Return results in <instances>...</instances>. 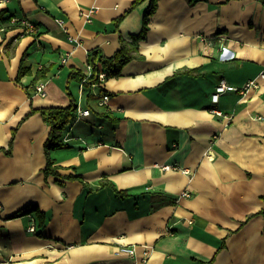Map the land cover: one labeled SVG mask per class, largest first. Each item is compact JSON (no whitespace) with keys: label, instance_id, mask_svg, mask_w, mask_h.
<instances>
[{"label":"crops","instance_id":"crops-1","mask_svg":"<svg viewBox=\"0 0 264 264\" xmlns=\"http://www.w3.org/2000/svg\"><path fill=\"white\" fill-rule=\"evenodd\" d=\"M134 1L0 3L5 17L33 22L41 44L16 39L20 27L0 32V264H264V2L158 0L141 57L81 93L69 76H90L88 53L111 57L120 37L142 31L150 1L127 13ZM94 6L87 23L82 11ZM24 55L30 73L17 82ZM40 80L45 98L33 92ZM223 80L257 85L215 104ZM79 100L90 114L74 123L76 111L71 140L51 158L88 191L45 176L50 127L31 114ZM27 206L46 215L36 233L27 231L36 213L13 218Z\"/></svg>","mask_w":264,"mask_h":264},{"label":"trees","instance_id":"trees-1","mask_svg":"<svg viewBox=\"0 0 264 264\" xmlns=\"http://www.w3.org/2000/svg\"><path fill=\"white\" fill-rule=\"evenodd\" d=\"M147 0H135L132 4L131 8L127 11H132L135 7H137L139 4L145 2ZM150 4L148 9L146 10L144 14L143 19V28L142 31L138 35L132 36V42H127L123 37H120V49L111 57H107L103 54V52L100 49H94L88 53L87 57V64L91 67V74L90 76L87 75L82 70H72L69 80H76L77 82H81L82 80L86 79L87 84L86 87L89 85L97 84L100 82V74H105V79L110 77H118L121 75L123 68L132 60L138 59L141 56L139 55V43L141 41L146 40L147 33L149 31V25L151 17L156 13L158 8V0H149ZM264 2V0H261ZM6 12L3 10L0 12V28L4 27L5 30L7 28H15V27H21L20 21L25 18H17L15 16L5 17ZM13 18H17L18 21L16 23H12ZM123 17L118 18L115 21L116 27H118V24L122 20ZM6 32V31H5ZM24 36L21 32L19 35H17L16 39ZM36 36L39 37L38 32L36 33ZM30 73V68L28 66L26 56L24 55L20 68L19 73L16 78V81L19 82L21 78L27 74ZM44 72L41 71L39 73V78L43 77ZM34 92V91H33ZM32 96L31 94H29ZM77 111V104L76 102H72L70 105L66 107H45V108H32V113H39L47 122V124L50 127V133L47 141L45 142V154L47 157V164L44 169V174L46 177L49 176H57L62 177L59 174L58 167L55 166V161L51 158V152L53 150L64 148L66 145L63 143V134L72 122V119ZM115 120V119H113ZM15 132L13 133V137L10 142V149L12 148L13 142H14V136ZM7 154H10V151L7 152ZM66 180H81L85 186V190H90L89 184L85 183L81 176H73L68 175L62 177ZM101 187H110L112 190L120 197V198H126L128 194L125 191L119 190L116 188L115 185L112 183L102 180L100 181ZM264 213V209L262 211ZM31 213H36L37 217L39 219L38 230L42 228L46 223V215L42 213L37 206H27L23 210H21L17 215H14V217H18L20 215H29ZM208 264H214V261H208Z\"/></svg>","mask_w":264,"mask_h":264},{"label":"built area","instance_id":"built-area-1","mask_svg":"<svg viewBox=\"0 0 264 264\" xmlns=\"http://www.w3.org/2000/svg\"><path fill=\"white\" fill-rule=\"evenodd\" d=\"M4 0H0V3H3ZM99 11V7L94 6V7H90L88 9H85L82 11V15L85 19V21L87 23H91L95 14H97V12ZM18 21L17 18H13L12 23H16ZM61 26H64L65 22L62 19H57L56 20ZM21 24V29H22V33L24 36L26 35H30L34 37V40L37 44L38 47H41V44L39 42V37L36 36L37 33V29L36 26L33 22H30L27 19H23L20 21ZM5 28L1 27L0 28V32H5ZM264 46V43H263ZM67 62V58H63V63ZM89 69L91 70V67L89 66ZM260 77H264V67L263 70L260 73ZM100 82L97 84H93L91 85L92 87H98L99 85H101L103 83V81H105V74L101 73L100 76ZM81 86H80V91L81 93L84 90V87L87 84V80L84 79L81 81ZM257 85V81L256 80H251L248 83H246L243 87L241 88H237L235 86L229 85L225 80L221 81L220 84L216 87V90L214 92V94L212 95V102L217 104L219 102V98L221 97V95L226 94L228 92H240L241 94H245L247 93L251 88L255 87ZM46 86H47V81L45 80H40L34 87V94L36 96L45 98L47 96V92H46ZM100 105H105L107 104V102L110 99V96L106 93H103L100 97ZM214 114L218 115V116H223V113L220 110H213L212 111ZM90 114V111L88 109H84L81 105V100L78 101L77 103V115H76V119L74 120V123L79 122L83 117H86ZM230 119V117H229ZM73 126L74 124H72L68 130L66 131L65 136L63 137V143H68L71 140V133L73 131ZM170 168V167H167ZM176 169V168H174ZM183 195L188 196L189 194L186 192ZM38 230V225H37V221L35 219H32L29 227L27 228V231L29 233H36ZM122 253L128 254V255H134L135 254V250L134 249H129V248H123L121 250Z\"/></svg>","mask_w":264,"mask_h":264}]
</instances>
